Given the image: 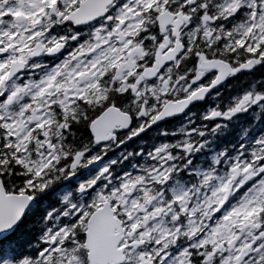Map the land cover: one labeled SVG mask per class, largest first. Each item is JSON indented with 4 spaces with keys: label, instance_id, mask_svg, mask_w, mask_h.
<instances>
[{
    "label": "snow or ice",
    "instance_id": "obj_1",
    "mask_svg": "<svg viewBox=\"0 0 264 264\" xmlns=\"http://www.w3.org/2000/svg\"><path fill=\"white\" fill-rule=\"evenodd\" d=\"M0 264H264V0H0Z\"/></svg>",
    "mask_w": 264,
    "mask_h": 264
},
{
    "label": "clouds",
    "instance_id": "obj_2",
    "mask_svg": "<svg viewBox=\"0 0 264 264\" xmlns=\"http://www.w3.org/2000/svg\"><path fill=\"white\" fill-rule=\"evenodd\" d=\"M196 119H198L197 115H194L193 113H187L186 115L182 116L179 124L176 125V129H179V128L183 127V125H185L189 122H193ZM173 131H174V129H172V128H161V129H159L156 133H154L153 140L145 142L144 147H150V145L152 143H155L157 145H159L160 143H175V141H167V140L163 139L165 132H168L169 134H171ZM129 154H131V153H129ZM133 163H135V161H133ZM141 163L144 164L145 166H147L148 161L145 159V160H142Z\"/></svg>",
    "mask_w": 264,
    "mask_h": 264
},
{
    "label": "trees",
    "instance_id": "obj_3",
    "mask_svg": "<svg viewBox=\"0 0 264 264\" xmlns=\"http://www.w3.org/2000/svg\"><path fill=\"white\" fill-rule=\"evenodd\" d=\"M229 90H231V88ZM231 128L232 125H229V129ZM229 135L230 133L226 132L223 136H220L219 134L215 137L209 136V146L204 150L203 153L199 154L200 162L203 163L205 160L210 162V156H208V151L209 152H211L210 150L217 151L218 146L221 145L223 142H226Z\"/></svg>",
    "mask_w": 264,
    "mask_h": 264
},
{
    "label": "flooded vegetation",
    "instance_id": "obj_4",
    "mask_svg": "<svg viewBox=\"0 0 264 264\" xmlns=\"http://www.w3.org/2000/svg\"><path fill=\"white\" fill-rule=\"evenodd\" d=\"M257 75H258V74H257ZM210 151H211V152L208 151V156H210V158H211V156L214 155L216 151H213V150H210Z\"/></svg>",
    "mask_w": 264,
    "mask_h": 264
}]
</instances>
